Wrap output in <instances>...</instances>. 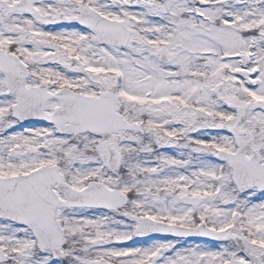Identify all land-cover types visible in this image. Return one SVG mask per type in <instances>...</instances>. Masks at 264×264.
<instances>
[{"label": "snow or ice", "instance_id": "obj_1", "mask_svg": "<svg viewBox=\"0 0 264 264\" xmlns=\"http://www.w3.org/2000/svg\"><path fill=\"white\" fill-rule=\"evenodd\" d=\"M0 264H264V0H0Z\"/></svg>", "mask_w": 264, "mask_h": 264}]
</instances>
